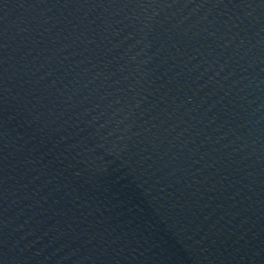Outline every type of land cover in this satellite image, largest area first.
Listing matches in <instances>:
<instances>
[{
	"label": "water",
	"instance_id": "obj_1",
	"mask_svg": "<svg viewBox=\"0 0 264 264\" xmlns=\"http://www.w3.org/2000/svg\"><path fill=\"white\" fill-rule=\"evenodd\" d=\"M0 264H264V0H0Z\"/></svg>",
	"mask_w": 264,
	"mask_h": 264
}]
</instances>
